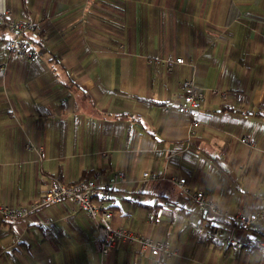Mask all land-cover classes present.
<instances>
[{"label":"crops","instance_id":"1","mask_svg":"<svg viewBox=\"0 0 264 264\" xmlns=\"http://www.w3.org/2000/svg\"><path fill=\"white\" fill-rule=\"evenodd\" d=\"M32 17L23 37L39 53H7L0 23V204L27 205L54 180L122 170L111 188L112 223L166 240L168 264H264V246L227 247L221 236L264 243V217L240 226L229 214L264 212V0H0ZM121 45V46H120ZM182 57L167 72L160 57ZM216 88L191 117L173 106L182 80ZM247 136L256 148L241 141ZM30 142L39 154L26 148ZM168 166L226 214L198 210L145 169ZM99 194L93 197L98 202ZM210 230L218 239L206 237ZM88 214L63 200L15 220L0 217V264H155L118 243L102 261Z\"/></svg>","mask_w":264,"mask_h":264},{"label":"built area","instance_id":"2","mask_svg":"<svg viewBox=\"0 0 264 264\" xmlns=\"http://www.w3.org/2000/svg\"><path fill=\"white\" fill-rule=\"evenodd\" d=\"M0 23H4L9 31L6 42L7 53L22 61H33L39 57V53L31 48L28 41L23 37L24 31L34 25L32 17L13 18L9 9L0 12ZM121 46V45H120ZM156 62L164 65L167 72L172 70L173 64L183 63L181 57H163ZM7 61L0 62V78H4L7 73ZM216 95L219 98H226V93L216 88L205 89L196 84L192 78L184 79L179 84V91L176 99L163 106V111L168 112L171 107H175L179 113L191 117L186 130L188 140L196 137L199 120L192 118V114L201 108L206 95ZM241 141L251 147H256L254 140L247 136H242ZM26 148L39 154V147L36 148L29 141L25 144ZM99 173L77 179L71 183H63L54 180L48 189L40 196L35 198L27 205H6L0 204V217L5 220H15L29 216L34 211L41 210L45 206L56 204L63 200L72 201L79 210L85 211L96 227L95 240L99 244L100 258L103 261L110 253V250L118 243L138 245L137 256L146 259L151 256L155 264H168V260L176 254L170 244L164 239H157L152 236H144L135 233L131 229L124 227L122 224L115 225L112 223L113 212L109 209L108 204L111 202V188L113 184L121 182L125 174L122 170L111 173V179L103 184L98 183ZM141 178L146 182L168 181L175 184L181 192H185L191 199L195 209L210 210L214 216L223 215L219 205L217 206L214 199L208 198L204 192L199 190L190 191L184 187L185 179L179 177L176 173H166L164 169L144 170ZM99 194L98 202L93 197ZM225 216V215H223ZM230 218L238 225L244 226L257 222L264 217V212H240L229 215ZM206 237L218 239L219 235L210 230ZM221 241L229 248L236 249L244 245L264 246L261 240L247 239L240 240L233 235L226 234L221 236ZM46 264H52L48 259ZM91 264V263H87Z\"/></svg>","mask_w":264,"mask_h":264},{"label":"rangeland","instance_id":"3","mask_svg":"<svg viewBox=\"0 0 264 264\" xmlns=\"http://www.w3.org/2000/svg\"><path fill=\"white\" fill-rule=\"evenodd\" d=\"M167 56H171V57H173V58H175V56H172V55H166L165 57H167ZM160 58H163V57H160ZM182 58V57H181ZM159 59V58H158ZM183 59V58H182ZM184 61V60H183ZM256 143V142H255ZM257 146V145H256ZM256 148V147H255ZM167 165L166 166H164V165H161L160 167H158V168H156V169H149V170H157V169H159V168H162V169H164V171L166 172V173H174L173 171H167ZM145 170H148V169H145ZM179 177H183V176H181V175H179L178 173H176ZM184 178V177H183ZM185 179V178H184ZM184 187H186V180H185V184H184ZM187 188V187H186ZM199 189H201V188H192L190 191H193V190H199ZM202 190V189H201ZM203 191V190H202ZM204 195H205V193H204ZM206 196V195H205ZM206 197H208V198H211V199H214L215 200V202H216V204H217V206H218V202L216 201V199L215 198H213V197H209V196H206ZM222 212H223V215H225L226 214V212L223 210V209H220ZM240 212H249V211H241L240 210ZM252 212H256V211H252ZM262 212V211H261ZM232 214H234V213H232ZM223 215H220L219 217H223ZM230 215V214H229Z\"/></svg>","mask_w":264,"mask_h":264},{"label":"trees","instance_id":"4","mask_svg":"<svg viewBox=\"0 0 264 264\" xmlns=\"http://www.w3.org/2000/svg\"><path fill=\"white\" fill-rule=\"evenodd\" d=\"M166 104V103H165ZM164 106V105H163Z\"/></svg>","mask_w":264,"mask_h":264}]
</instances>
